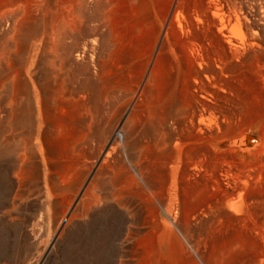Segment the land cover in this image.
Listing matches in <instances>:
<instances>
[{"label":"rangeland","instance_id":"rangeland-1","mask_svg":"<svg viewBox=\"0 0 264 264\" xmlns=\"http://www.w3.org/2000/svg\"><path fill=\"white\" fill-rule=\"evenodd\" d=\"M166 1L0 0V264L185 262L131 203L137 151L160 132L164 67L147 55ZM231 1L264 39V0Z\"/></svg>","mask_w":264,"mask_h":264},{"label":"bare ground","instance_id":"bare-ground-1","mask_svg":"<svg viewBox=\"0 0 264 264\" xmlns=\"http://www.w3.org/2000/svg\"><path fill=\"white\" fill-rule=\"evenodd\" d=\"M216 1H166L147 55L164 67L151 102L160 132L120 191L133 188L149 243L185 246L183 264H264V39L235 2Z\"/></svg>","mask_w":264,"mask_h":264}]
</instances>
